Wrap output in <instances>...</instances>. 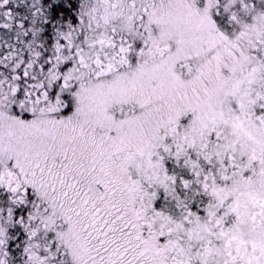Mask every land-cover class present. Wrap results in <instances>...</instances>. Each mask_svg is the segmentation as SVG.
<instances>
[{"label":"snow or ice","instance_id":"1","mask_svg":"<svg viewBox=\"0 0 264 264\" xmlns=\"http://www.w3.org/2000/svg\"><path fill=\"white\" fill-rule=\"evenodd\" d=\"M0 264H264V0H0Z\"/></svg>","mask_w":264,"mask_h":264}]
</instances>
